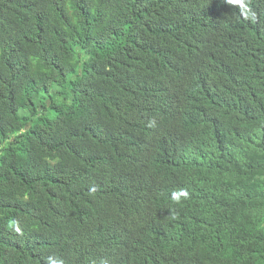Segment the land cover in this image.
Listing matches in <instances>:
<instances>
[{
    "label": "trees",
    "instance_id": "16d2710c",
    "mask_svg": "<svg viewBox=\"0 0 264 264\" xmlns=\"http://www.w3.org/2000/svg\"><path fill=\"white\" fill-rule=\"evenodd\" d=\"M225 14L214 0H0V264H264V57L240 58L251 89L217 102L196 65L195 136L168 124Z\"/></svg>",
    "mask_w": 264,
    "mask_h": 264
},
{
    "label": "clouds",
    "instance_id": "9594fccd",
    "mask_svg": "<svg viewBox=\"0 0 264 264\" xmlns=\"http://www.w3.org/2000/svg\"><path fill=\"white\" fill-rule=\"evenodd\" d=\"M216 7L226 10L227 25L224 27L222 39L215 43L213 50L197 53L193 69L182 76L179 96L174 100L179 103V114L171 122L174 129L171 138L190 139L195 136L194 127L188 122L184 103L183 90L192 76V71L202 63H209L214 81L206 83L199 89V95L206 100L217 102L226 95L238 96L244 92V86L250 85L240 81L234 72L240 58L251 55L253 58L264 57V0H214ZM214 50L219 59L213 57ZM214 87V88H213ZM256 88L252 87V91ZM264 88V83H263ZM229 91V92H228ZM226 92H228L226 94ZM162 135L164 127L161 128ZM187 179V177H184ZM191 197L188 188L173 189L169 193V201L173 206H181Z\"/></svg>",
    "mask_w": 264,
    "mask_h": 264
},
{
    "label": "rangeland",
    "instance_id": "374dc122",
    "mask_svg": "<svg viewBox=\"0 0 264 264\" xmlns=\"http://www.w3.org/2000/svg\"><path fill=\"white\" fill-rule=\"evenodd\" d=\"M50 95H53V92H51ZM50 95L45 94V98H43V97L36 98V100H35L36 104H38L39 106H42V103H48V105H49Z\"/></svg>",
    "mask_w": 264,
    "mask_h": 264
}]
</instances>
